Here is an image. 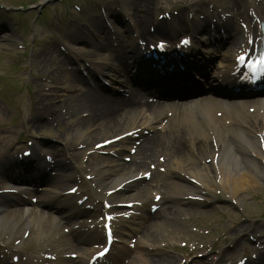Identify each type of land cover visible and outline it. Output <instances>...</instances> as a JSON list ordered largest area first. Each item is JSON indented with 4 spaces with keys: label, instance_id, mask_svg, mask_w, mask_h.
I'll return each instance as SVG.
<instances>
[{
    "label": "bare ground",
    "instance_id": "bare-ground-1",
    "mask_svg": "<svg viewBox=\"0 0 264 264\" xmlns=\"http://www.w3.org/2000/svg\"><path fill=\"white\" fill-rule=\"evenodd\" d=\"M204 1L205 0H189L185 5H195L199 7L202 6L201 3H204ZM260 1L262 2L257 3L259 2L258 0H249L245 2V6L252 8V10L258 13V19L264 20V0ZM240 5L242 6L239 2L235 3V6ZM124 9L129 12L131 9L130 5L127 4V7L125 6ZM131 18L133 20V27L138 30L143 37H146L147 35L151 38H158V36L169 37L165 28L158 23L159 21H156L158 25H156L157 28L155 32L152 33L150 32L151 30H148L147 26V23L151 22L148 21V16L146 18L144 16ZM247 19L251 21L252 18L247 16ZM175 21L179 22L180 25L182 24V26L189 27L193 30L194 21L192 23H187L184 18L179 16L175 18ZM229 26L230 25L228 24H224V27L226 28ZM228 30L229 29H226V31ZM249 32L256 34V29H253L249 25ZM12 36L14 37V35ZM228 38L233 39L232 41L234 43L238 42L236 37L232 38V34H230ZM6 40H9V37H0V45L4 47L9 46V41L7 43ZM102 47V45H99V47L94 50L93 55L101 56L99 51ZM131 55H133L134 58H138V56L141 57L143 53L138 47L132 45ZM115 58H118L117 54L115 57L97 63L96 67L93 69L100 76H110L111 70H115L122 77L128 78L129 75L127 70L113 62ZM228 60L231 61V58H228ZM78 82L79 78L72 75H69L66 80L63 81V83L68 84L66 89L70 90L76 87ZM121 83L126 84L127 86L129 84L127 79H122ZM101 89L104 90V87L101 86ZM101 89L95 90L82 85L77 87L78 94H75L76 98H72L69 101V103H72L74 106L72 107L74 116L79 118L77 121L78 126H81L86 131L90 130L87 133L88 140L93 141L100 135H105V137H107L106 135L113 133L114 130L120 131V129L123 128H126V131H128L130 129L144 127L151 131L147 137H144L143 142L137 147V152L131 157L130 162H122L120 159L121 154L117 153L116 156L112 155V157L95 163L91 167L90 174L94 175L97 187L109 186L106 192L97 193V195L103 199L111 201V203L121 202L117 200L123 198L122 196H124L125 191L140 183V179L133 180L132 182L131 179L139 175L141 172L144 174L146 171L141 170L148 165L149 161H157L158 155L166 156V161L169 165V174H173L174 171L182 167L185 169L184 174L186 179L188 176H191L192 180L196 179L197 182L200 183V186H198V184L194 185L190 183L188 179L186 181L175 174L177 179L172 183V188L176 189V191H171V194L167 193L166 198L169 201L175 202L180 196L186 194H209L215 186L222 189L232 186L234 190L233 194L230 196L235 197L241 193V190L249 187L250 184L254 185L253 183L264 181L263 158L260 159V157H262V149L258 145V138L253 136L252 133L244 130V127L240 124V116L237 113V110L231 109V107L220 102H215L214 105H208L203 102V100L199 99L177 101L173 103V106H156L149 103L142 96L137 95L133 89H131L129 96H124L122 93H118V95H115L114 97L103 94ZM255 103L258 104V111L255 113L254 117L257 118L259 127L261 128L260 132L264 135V99L258 98ZM246 105L247 102H244V105L241 107L245 109ZM216 108L223 109L225 116L230 120L229 124L224 125L225 127L216 123L217 121L213 115V110ZM170 111H172V116L168 117L167 113ZM3 112L4 111L0 110L1 115ZM83 113L88 114L87 116H84ZM245 116L248 117L249 115L245 114ZM249 118L251 117L249 116ZM35 120L33 122H35ZM160 124H163L162 127L157 129L156 126ZM82 132L83 131H81V133ZM114 136L116 135H113L112 137ZM105 140L103 139L102 141ZM211 141H216L221 147L217 162L215 161L214 153L212 155V146H210ZM117 143L118 142L113 143L106 148L109 153L117 151L116 148L120 146ZM239 143L248 144V147L255 149L256 151L253 153L255 158L248 154L246 150L244 151ZM205 146H208L209 151L205 149ZM189 147L192 148V154L188 151ZM195 148L198 152L193 154ZM54 150L58 151V149ZM206 155L207 157L212 155L211 165L204 162V157ZM35 165V163H29L28 169L22 168V171L24 169L27 173H29L28 171L32 172L31 169H34ZM4 171L5 174L2 175L4 177H11L9 181H12V177L14 176H12L7 169ZM25 172L20 171V173L23 174H25ZM36 172L38 171L34 170V173ZM154 175L160 188H168L169 183L168 180L166 181L168 178L167 175L161 176L159 173ZM15 179L19 181H27L28 177L25 175H17ZM45 181L47 180L42 176L40 182ZM50 182L57 187L56 198L63 202L66 201V205L68 204L67 201L71 203L72 198L65 197L63 192L68 191L72 187H60L63 182L54 178H51ZM123 184H125L123 189L119 191L122 193L124 192L123 194L116 192L113 195H109V190L116 189ZM7 185L8 183L5 181L2 182L0 179V189L7 187ZM173 185L177 186V188L173 187ZM172 193L177 194L176 197L172 196ZM140 195H144V192H140ZM3 196V194L0 195V229L7 230L11 234L21 232L24 234L25 232H29V237L31 234L45 232V230H47L45 233L48 232L49 235L52 234V231L49 232L53 226L52 219L47 218L44 220L42 217H37V213L34 215L32 210L30 213L29 210L25 208L19 209L16 206L11 208L13 204L10 202V199L3 198ZM80 199H82V196L77 197V200ZM67 206L69 208L72 205L68 204ZM68 208L57 210L62 211L63 213L60 222L70 221L72 219L67 213ZM169 208L170 207H166L164 209V218L172 213ZM25 213L31 214V216L34 217H25ZM85 214V211H81L76 214V217H81ZM182 215L184 214H181V216ZM82 224V226H85L84 222H82ZM238 228H243L242 224H239ZM252 229L253 226H245L243 231L251 232ZM145 234L146 233L143 232L142 235ZM75 235L76 236H73L76 238V242H68V244L79 249H84V244L91 246L95 241H102L100 235H97L96 237H88L86 240L77 233H75ZM65 237L66 235L64 234L59 236L61 245L65 241ZM40 248L41 247H39L38 250H40ZM124 251V257L120 260L116 259L113 264H121L129 251L127 246L124 247ZM237 252V250L234 251L232 255H235ZM226 259L227 255H220V264H223ZM165 261L166 257L158 259L151 258L149 263L158 264L160 262L164 263ZM84 262V260H80L79 263L84 264ZM59 264L70 263L64 259V263Z\"/></svg>",
    "mask_w": 264,
    "mask_h": 264
},
{
    "label": "rangeland",
    "instance_id": "rangeland-1",
    "mask_svg": "<svg viewBox=\"0 0 264 264\" xmlns=\"http://www.w3.org/2000/svg\"><path fill=\"white\" fill-rule=\"evenodd\" d=\"M45 1L46 0H0V35L8 33V35H14L16 37L14 41L10 43L11 46L9 45L6 48L0 47V78L4 76V79H0V110H4V113L0 115V142L10 144L11 146L20 134L21 136H24L25 133L30 135V133H33L32 131L34 128L30 130L29 125L32 127L34 125H42L47 127L48 130L49 128H53L54 130L65 129L66 131L64 130L62 135L63 139L50 140H54L53 143L62 148L65 146V143L75 146V158L78 159L77 161L79 163L86 165L89 164L87 163L89 155L84 157V153L92 155L93 149L89 147L94 145L97 141L102 140L105 135L98 136V138L91 142L93 144L90 145L85 144L86 138L83 140L81 139V143L77 144L80 142L78 137L81 131L84 133L86 130L74 124L75 118H69V115L73 112L72 107L74 106L66 100V97L72 94V92L58 89L60 85L56 84L52 77L54 73L56 74V70L54 69L61 66L60 61H64L70 52L71 49L68 43L72 44V37L75 34H78V36L86 35V32H88L87 28L93 23L91 21L97 19L93 17V15H100V6L106 7L109 14L112 13L115 18H118L120 15L115 12V9L118 8L116 6L118 1L120 3H122V1L53 0L44 8H40L39 5ZM184 1L185 0H154L151 10L149 9V11H154V9L158 8L161 13L166 10L172 15L174 11H178V9L182 7ZM156 2H158V5L153 6ZM76 5L79 6V9L75 8ZM33 6H35V8L31 10L28 9ZM23 7H27V9L23 10ZM66 8H70L68 12H65ZM71 13H73V17ZM192 15H194V13H192ZM109 21H113L112 17H109ZM100 37L101 40L104 41L105 36ZM55 45H57V47L62 46L63 48V52L60 51V53H58L61 54L60 57L57 53H52L50 50L51 48L53 49ZM82 45H84V41L76 43L74 47ZM31 47L32 50H30ZM45 48L48 49L47 51L50 52V55L47 54V51H43ZM22 52L25 53L24 56L27 57L25 60L22 58ZM70 54L73 56L72 53ZM74 66L84 67V64L76 59ZM16 71H20L19 76H16ZM19 83L20 85H22V83L29 84L28 90L31 97L30 99H28L26 93L24 96L20 97L22 100L16 97L13 99L10 98V95H23V86H17L10 92L11 87ZM58 96L60 97L56 98ZM2 99H6L9 106L3 103ZM18 100L19 103L15 107L20 108V110H22L23 107L22 117L18 110H13L14 103H17ZM61 110L63 113L69 110L67 113L69 115L63 114L65 116V126L62 127L56 123L52 124L55 120L48 123L50 114L55 112L61 115ZM33 116H39L35 124L32 123L34 119ZM38 130L40 131L41 129L38 128ZM118 132L116 131L108 134V137ZM14 148L15 146L12 150ZM46 153L51 154L52 151L48 150ZM102 156L105 157L106 155ZM56 157L58 159L69 157L70 159V156ZM69 170L74 173V177L78 184L83 183L85 188L93 189L90 179L86 178L85 172L87 170L80 167L77 169L71 167ZM252 191L258 193V196H251L246 200L245 198ZM260 194L264 195V183L263 185L247 187L245 192L241 194V198L244 199L243 207L247 209L250 215H247L243 210L237 211L234 207L220 200L216 202L213 208H206L205 212H196L190 216L187 221V230L183 234H178L179 228L177 230L169 228L167 232H163L161 235L162 240L157 242L154 248L162 249L170 246L172 249L171 244H174L180 238L183 241L198 240L199 246L202 248L206 245L213 244L216 238L222 239V237H224L221 233L226 231V227L229 222L234 220V216L239 215V218L242 220L252 221L260 215L264 203ZM214 196L217 198L222 197V195L218 194ZM256 220V225L262 227L263 222L258 219ZM196 225L200 226L196 228ZM185 228L186 226H181L180 230H184ZM31 240L34 242L39 241L38 236L35 235ZM246 240H249V237ZM226 245L227 244H224L223 246Z\"/></svg>",
    "mask_w": 264,
    "mask_h": 264
},
{
    "label": "snow or ice",
    "instance_id": "snow-or-ice-1",
    "mask_svg": "<svg viewBox=\"0 0 264 264\" xmlns=\"http://www.w3.org/2000/svg\"><path fill=\"white\" fill-rule=\"evenodd\" d=\"M184 43H187V41H185ZM262 63H264V60H262Z\"/></svg>",
    "mask_w": 264,
    "mask_h": 264
}]
</instances>
